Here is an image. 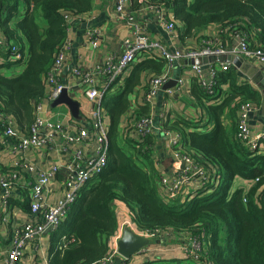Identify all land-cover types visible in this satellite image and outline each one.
Returning <instances> with one entry per match:
<instances>
[{
	"label": "trees",
	"instance_id": "trees-1",
	"mask_svg": "<svg viewBox=\"0 0 264 264\" xmlns=\"http://www.w3.org/2000/svg\"><path fill=\"white\" fill-rule=\"evenodd\" d=\"M132 1L137 8L141 5L140 0ZM144 1L174 12V20L183 25L186 45H201L224 28L217 45L230 46L238 32H246L254 45L264 46V0H143L142 4ZM0 4V31L6 40V47H0V107L28 129L34 118L33 101L44 97L47 72L67 39V17L89 14L92 0H0ZM165 65V59L154 56L140 67L157 75ZM137 79L121 94L119 105L107 104L111 118L108 168L83 189L60 225L62 235H74L75 241L61 249L54 244L49 264H93L107 257L119 228L117 200L128 206L139 230L173 231L202 243L196 260L192 256L194 260H158L264 264V154L236 138L240 105L251 102L260 107L262 92L231 66L219 72L214 94H207L198 84L194 87L193 95L205 110L203 117L168 120L164 127L180 133L185 151L204 164L206 181L215 173L223 177L217 186H203L199 175L197 184L190 185L179 199L162 192L160 170L148 150L154 137L137 130L138 138L121 134V116L129 108L128 95ZM148 115V107L142 106L130 127H125L136 128L138 120ZM237 178L247 186L234 187ZM153 261L146 258L142 264L157 263Z\"/></svg>",
	"mask_w": 264,
	"mask_h": 264
},
{
	"label": "built area",
	"instance_id": "built-area-1",
	"mask_svg": "<svg viewBox=\"0 0 264 264\" xmlns=\"http://www.w3.org/2000/svg\"><path fill=\"white\" fill-rule=\"evenodd\" d=\"M130 1L133 3L132 0H113L117 19L126 22L128 26V34L123 40V51L110 54L106 60L91 68L81 65H74L70 68L72 74L78 77L76 91L97 103L90 112V126H81L74 122V129H69L63 122L53 120L47 113V106H51L65 89L74 98L71 85L66 84L61 78L64 63L70 59L68 39L65 40L53 66L47 72L46 85L48 89L44 97L41 100L33 101L34 118L31 126L25 129L23 135H20L16 128L15 117L0 107V132L3 135L0 147H9L15 153L12 168L8 171L0 170V200L4 204L8 203V198L14 186L20 182L22 173L25 172L31 177V181L27 183L31 199L29 217L14 229L3 264H20L28 247L39 248L41 246L40 239L45 234L54 232L68 217L69 211L82 195L83 189L89 187L90 183L108 168L110 124L107 121L103 99L105 92L127 70L131 69L139 57L158 56L165 59L169 66L178 60H187L200 87L207 94L215 93L220 71L235 66L240 73L243 72L240 67L235 65L236 59L242 58L243 61L259 64V71L264 73V46L254 45L248 33L238 32L230 46L217 45L220 33L224 31L222 28L220 32L204 40L199 46L186 44L181 46L174 39V37H180L177 29H181V27L170 16L165 5H156L147 1L142 4L143 0H140L141 5L136 9L129 6ZM148 15H151L152 21L166 32L167 40L164 41L150 35ZM67 18L69 19L70 16ZM77 18L82 19L81 17ZM88 35L90 42L97 47L100 31L91 28ZM0 47H6L5 39L0 41ZM16 48L14 47V50ZM199 59L200 61H198ZM202 59H206V61L202 63ZM250 78L247 77L248 80L244 81L252 84L253 80ZM167 79V74L151 77L146 92L147 98L156 95ZM177 83L181 85L182 79H178ZM258 109L259 106H255L251 102H243L240 105L236 138L249 149L264 154V129L255 131L252 126V115ZM135 127L144 136L156 132L167 136L168 144L174 150V156L179 160L178 178L173 185H167L171 197L177 196L186 182L191 180L197 182L196 177L199 175L202 176L201 184L203 186L207 183H212L214 186L221 184L223 177H219V174L215 173L216 171L215 174H212L210 181H206L207 171L204 164L195 160L190 153L185 151L183 137L180 133L168 130L163 125L156 126L152 115L140 118ZM56 136H60V143L56 148L62 152L72 150L73 146L77 144L91 142L96 143L95 151L84 152L81 147H76L71 156L68 157L61 153L58 155L57 162L49 166H40L36 162L28 160V153L31 150L53 146ZM61 155L64 158H60ZM64 160L66 162H63ZM56 178H59L57 181L59 187L64 188V193L60 196L53 194V188L56 187H53L52 181ZM1 210L5 214L3 221L8 222L10 213L4 208ZM130 221L134 227L126 220L119 223L118 231L110 242L111 253L100 262L93 264H114L115 258L120 255L117 242L125 226L150 238H154L157 234L168 233L139 230L132 218ZM74 241V235H63L59 244L60 248H65ZM142 251L147 252L146 249Z\"/></svg>",
	"mask_w": 264,
	"mask_h": 264
},
{
	"label": "crops",
	"instance_id": "crops-1",
	"mask_svg": "<svg viewBox=\"0 0 264 264\" xmlns=\"http://www.w3.org/2000/svg\"><path fill=\"white\" fill-rule=\"evenodd\" d=\"M129 6L132 8H137L131 1ZM169 14L173 19H175V14L172 10L169 11ZM82 16V19H78L77 17H70L68 19L67 39L69 42L68 47L70 50V59L64 63L61 75L62 80L66 84L71 85L73 90L72 95L74 98L80 102L81 117L79 119L75 118L67 105L65 109H62L60 105L56 107H53L52 105L47 106L48 115L53 120H59L63 122L69 129H74L75 123H79L81 126H90V112L96 107L97 104L96 102L89 100L86 98V96L76 91L78 77L72 74L70 68L74 65H81L83 67L91 68L106 60L110 54L122 52L124 49L123 40L128 34V26L126 22L118 20L115 15L113 0H92L91 12L85 16ZM147 19L149 21L150 35L164 41L167 40L168 36L166 32L152 21V16L148 15ZM177 24L181 27V29H177L180 37H174V39L178 45L182 46L185 44L182 38L183 25L180 22ZM91 28H96L101 33L100 37L98 38L97 47L90 42L88 31ZM3 40L4 36L0 31V41ZM192 46H195V44ZM147 57L152 58L151 56L145 55L139 57L136 60L135 65H133L131 69L127 70L123 76L105 92L103 105L107 121L109 122L111 129V118L107 111V104H109L110 107L119 105L121 101V94L125 92L128 85L132 84L134 79L139 77L137 79V84L133 86V91L130 93V95H128L129 108L121 116L120 130L124 138L130 137L133 139L139 137L136 134V128L127 129L125 126L130 127V124L134 121L133 119H136L134 113L142 106L148 107L150 115L153 116L156 126H166L165 124L167 122L173 121L175 118L180 116L201 118L205 115V110L201 108L197 99L193 95V89L197 84L199 85V82L194 71L190 68L187 60H178L171 66L166 63L163 71L157 75L167 74L168 79L162 84L159 92L156 95L150 96L148 99L146 96L149 83L148 81L152 76L155 75L153 73H149L148 71L143 72L140 67L143 62L147 61ZM201 61L203 63L206 61V59H202ZM247 64L249 67H259V64L257 63L253 64L252 62H247ZM258 72L263 78L264 73L260 72L259 69ZM258 72L256 71L255 73L258 74ZM242 76L244 80H248L247 77L250 78L245 72L242 74ZM178 79H182L183 83L181 85L177 83ZM252 84V86L260 90L264 96V86H259L254 80ZM178 86H180V89H178ZM47 89L48 86H46V90ZM175 92L178 93L176 94ZM262 106L263 104L252 115V126L254 127L253 130L255 131L264 129V113L262 111ZM66 109L68 110L66 111ZM16 128L18 129L20 135L24 134L25 129L19 126L17 121ZM149 135L154 137V143L150 144L148 150L154 162L159 167V179L163 189L162 192L170 196L167 185H173L175 180L178 178L179 160L174 156V150L169 146L168 138L165 134L156 132ZM2 138L3 135L0 132V140ZM59 143L60 136H56L53 141V146L31 150L28 153V160L31 162L34 161L40 166H49L57 162V158L59 157L58 155L61 153H64L69 157L72 155L73 150L76 147H81L84 152H94L96 147L95 142H91L89 144L80 143L73 146L72 150L62 152L56 148ZM14 158L15 153L11 148L5 146L0 147V170H10L12 168L11 165ZM60 158H64V156L61 155ZM63 162L66 161L64 160ZM58 179L59 178H56L52 181L53 187H56L53 188V194L60 196L64 193V188H62V186L59 187V183L57 182L59 181ZM29 181H31L30 175L25 172L22 173L20 182L14 186L13 191L8 198V203L4 204L0 200V264H3L4 257L6 255L5 252L9 247L10 239L13 236L14 229L19 225L20 222L25 221L29 217L28 214L31 203L29 188L27 186ZM236 182L240 183L239 186H247V182L242 178H237ZM192 184H197V182L195 180L186 182L183 185L182 190H184V187H189ZM182 197H185V192L183 193ZM115 204H117L121 209V213L117 212L118 223L126 220L129 224H131L132 227H134V224H132L130 221L132 215L128 206L121 200H117ZM2 208L10 213V220L8 222L3 221L5 214L2 212ZM169 232H171L170 235L172 237L167 239L168 244H172L176 238L186 240V237H182L176 232ZM169 232L165 234H169ZM62 233V227L59 226L56 230H54V232L45 234L44 238L47 236H49V238L46 239V241L44 240L45 242L41 244L39 248L34 249L31 246L28 247L26 250V255L20 264H49L51 260L52 246L56 244V248L61 249L59 244L61 242L62 236L64 235H62ZM172 246L170 248H172ZM142 254L143 257L146 256V252L144 251L135 254L136 258H134L130 264H141V262L144 261L143 258L140 257ZM181 254L182 250L180 254L178 253L176 256L171 258H183L181 257ZM132 258L133 256L131 259ZM114 264H127V261L124 259V257L118 255L115 258Z\"/></svg>",
	"mask_w": 264,
	"mask_h": 264
},
{
	"label": "water",
	"instance_id": "water-1",
	"mask_svg": "<svg viewBox=\"0 0 264 264\" xmlns=\"http://www.w3.org/2000/svg\"><path fill=\"white\" fill-rule=\"evenodd\" d=\"M198 61H200V59ZM234 62L236 66L240 67V69L249 77H251L255 82H257L259 86H264V77H261V74L258 72L257 66L249 67L247 62L243 61L242 58L236 59ZM256 71L258 72V74L255 73ZM61 104L67 105L75 118L79 119L81 117L80 102L72 98L69 95L68 90L66 89L62 92L59 98H57L52 103V106L56 107ZM262 111L264 113V102ZM152 240L153 238L138 234L133 228L125 226L122 235L117 242L118 252L122 257H124V259H129L133 255L146 249L150 245Z\"/></svg>",
	"mask_w": 264,
	"mask_h": 264
},
{
	"label": "rangeland",
	"instance_id": "rangeland-1",
	"mask_svg": "<svg viewBox=\"0 0 264 264\" xmlns=\"http://www.w3.org/2000/svg\"><path fill=\"white\" fill-rule=\"evenodd\" d=\"M195 46H199V44H195ZM60 107L62 109H65L66 105L62 104V105H60ZM67 110L68 109H66V111ZM239 185H240V183L236 182L234 187L239 186ZM188 189H190V188L184 187V190H181L180 193L173 198L177 197V198L181 199L183 196V193H184L183 191L186 192V191H188ZM114 207H115L116 213L117 212L121 213V209L119 208V206L117 204H114ZM120 223H122V222H120ZM170 237H172L170 235V233L169 234H165V233L164 234H157L153 238V240L151 241L150 245L146 248V250H147L146 256L143 257V254H142V255H140V257H142L143 260H144V258L145 259L146 258L155 259L156 261H153V262H157L155 264H171L166 259H164V260H158V259H160L161 257H164V258L174 257L178 253L180 254V252L182 250L181 257L191 258V259H193L192 257H194L195 260L198 259L195 255L196 254L199 255L201 253L202 243L200 240L195 239V238H190V239H186V240L176 238L172 244H168L167 239ZM48 238H49V236H47L46 238H44V236H43L40 239L41 244H43L46 241V239H48ZM171 246H172V248H170ZM134 258H136V255L135 256L133 255L132 259L131 258L126 259L127 264H130L134 260ZM142 262H141V264H142ZM184 262H185L184 264H191V263H188L187 259H184Z\"/></svg>",
	"mask_w": 264,
	"mask_h": 264
}]
</instances>
